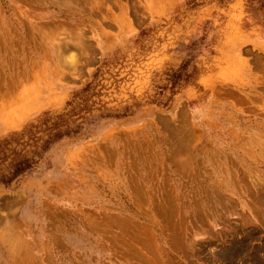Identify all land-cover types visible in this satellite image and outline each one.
<instances>
[{"label":"rangeland","instance_id":"1","mask_svg":"<svg viewBox=\"0 0 264 264\" xmlns=\"http://www.w3.org/2000/svg\"><path fill=\"white\" fill-rule=\"evenodd\" d=\"M0 264H264V0H0Z\"/></svg>","mask_w":264,"mask_h":264},{"label":"trees","instance_id":"2","mask_svg":"<svg viewBox=\"0 0 264 264\" xmlns=\"http://www.w3.org/2000/svg\"><path fill=\"white\" fill-rule=\"evenodd\" d=\"M29 167L30 165L28 164L26 159L20 160L19 163L15 164L12 174L13 175L19 174L20 172L25 171Z\"/></svg>","mask_w":264,"mask_h":264}]
</instances>
